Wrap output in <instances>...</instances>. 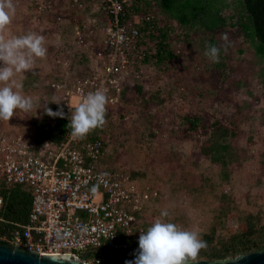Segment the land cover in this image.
Instances as JSON below:
<instances>
[{"label":"rangeland","instance_id":"obj_1","mask_svg":"<svg viewBox=\"0 0 264 264\" xmlns=\"http://www.w3.org/2000/svg\"><path fill=\"white\" fill-rule=\"evenodd\" d=\"M13 2L15 15L4 35L35 32L45 37L48 51L32 71L41 83L29 92L18 90L32 98L33 110H16L9 121L0 120V139L20 136L35 146V122L46 116L50 125L51 115L45 109L52 102H63L64 88L50 84L57 79L71 83L92 71L107 21L99 0ZM185 30L170 32L174 54L170 61L146 64L133 58L118 76L117 103L107 105L106 123L94 131L104 141L105 162L129 175L144 173L134 178L148 194L142 201V222L150 226L164 219L186 230L202 231L223 203L210 194L212 189L216 195L230 196L228 231L245 230L242 216L257 210L264 213V87L258 75L264 63H257L237 28H228L216 39L222 49L219 61L225 67L204 55L206 33L190 30L186 37ZM79 31L87 34L85 45L76 41ZM24 74L16 79L21 82ZM70 101L77 98L72 96ZM187 115L201 117L195 130L185 122ZM216 120L235 132L232 145L237 157L224 170L200 150ZM162 211L169 215L161 217Z\"/></svg>","mask_w":264,"mask_h":264},{"label":"built area","instance_id":"obj_2","mask_svg":"<svg viewBox=\"0 0 264 264\" xmlns=\"http://www.w3.org/2000/svg\"><path fill=\"white\" fill-rule=\"evenodd\" d=\"M107 27L95 53L92 71L71 83H54L64 88L63 105L67 114L90 92L103 90L107 105H115L117 79L132 61L133 45L140 38L139 25L152 15L126 11L136 0H99ZM80 31L76 41L86 44ZM72 96L77 101L71 102ZM100 137L73 139L70 132L56 144L49 139L35 146L20 136L0 139V179L5 186L23 184L31 188V209L25 223L0 222L17 229L0 228V241L34 250L39 254H72L84 264H107L105 255L84 257L88 249L128 250L136 255L140 231L135 212L142 211L148 194L126 172L97 165L103 155ZM2 197L0 196V209ZM128 261L134 260L128 258Z\"/></svg>","mask_w":264,"mask_h":264},{"label":"trees","instance_id":"obj_3","mask_svg":"<svg viewBox=\"0 0 264 264\" xmlns=\"http://www.w3.org/2000/svg\"><path fill=\"white\" fill-rule=\"evenodd\" d=\"M134 13L143 15L150 13L152 17L149 20L143 18L139 25L141 36L133 45L132 60L137 58L146 64L170 61L174 57L171 50L170 32L179 27L186 29L184 31L186 37L190 30L203 31L208 35L206 44H213L217 47L219 44L216 39L219 34L228 28H237L242 35L245 47L253 52L257 63H264V42L256 36L254 22L244 0H136V5L128 7L126 17ZM148 43L151 45L148 46ZM221 50L220 48V52ZM217 65L225 67L222 61H219ZM258 75L259 83L264 87V65L260 66ZM57 80L60 84L65 82L62 79ZM21 82L23 85L21 90L29 92L37 87L41 80L35 72L31 71L22 76ZM237 84L241 87L244 82L240 80ZM66 87L69 88L68 83H66ZM48 109L53 112L62 110L64 116H51L52 123L50 125L47 124L46 116L42 120L36 121L38 142L49 139L58 144L71 132V129L67 127L71 115L66 113L63 103L52 102ZM184 119L190 124L189 129L195 130L199 126L201 117L187 115ZM234 135L233 130L216 120L211 124L210 130L207 132V140L201 145L200 150L212 163L219 164L224 170L237 157L232 145ZM90 137L99 136L93 130ZM140 137L142 134H139ZM97 165L107 170H116L111 163L105 162L103 155L98 158ZM142 175H144L143 172L136 171L132 172L130 176L134 179ZM201 188H195V191L198 193L205 191L204 188H202L203 191ZM212 191L211 189L210 194L213 193V196L223 203L213 213L211 221L205 229L198 232L200 238L206 242V247L200 251L197 261L213 262L225 260L228 257L234 259L243 254L264 250V213L262 210L249 212L242 216L245 230L237 228L233 232H229L227 221L228 213L231 210L230 196L222 192L216 195ZM0 196L2 197L0 217L13 223H25L31 209V188L23 184L5 186L0 179ZM141 213L142 211L135 212L136 223L138 225L143 223L148 228L149 224L141 221ZM0 228L14 230L17 229V226L0 222ZM98 255H105L107 264H126L128 258L135 261L136 257L128 250L109 251L104 248L88 249L84 257Z\"/></svg>","mask_w":264,"mask_h":264},{"label":"clouds","instance_id":"obj_4","mask_svg":"<svg viewBox=\"0 0 264 264\" xmlns=\"http://www.w3.org/2000/svg\"><path fill=\"white\" fill-rule=\"evenodd\" d=\"M13 0H0V120L9 121L16 110L30 113L31 97L21 95L22 82L16 77L31 72L37 59L47 55L45 37L35 32L6 37L7 26L15 15ZM227 41V36L222 37ZM178 55V54H177ZM204 55L213 63L219 62L220 47L206 44ZM108 99L103 90L90 92L71 112L68 128L73 139H84L93 130L106 123ZM51 116H64L63 111L45 109ZM167 217V211L161 212ZM139 247L134 264H196L198 255L206 242L196 231L186 230L164 219H156L145 231H140ZM126 264H133L132 261Z\"/></svg>","mask_w":264,"mask_h":264},{"label":"water","instance_id":"obj_5","mask_svg":"<svg viewBox=\"0 0 264 264\" xmlns=\"http://www.w3.org/2000/svg\"><path fill=\"white\" fill-rule=\"evenodd\" d=\"M254 22L258 39L264 42V0H244ZM0 264H84L72 254H39L34 250L0 242ZM196 264H264V250L240 255L234 259L210 262L196 261Z\"/></svg>","mask_w":264,"mask_h":264},{"label":"crops","instance_id":"obj_6","mask_svg":"<svg viewBox=\"0 0 264 264\" xmlns=\"http://www.w3.org/2000/svg\"><path fill=\"white\" fill-rule=\"evenodd\" d=\"M72 102V101H71ZM75 103V102H74Z\"/></svg>","mask_w":264,"mask_h":264}]
</instances>
